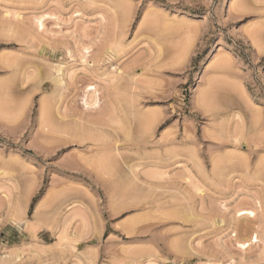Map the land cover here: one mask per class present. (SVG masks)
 I'll return each instance as SVG.
<instances>
[{
	"label": "rangeland",
	"instance_id": "374dc122",
	"mask_svg": "<svg viewBox=\"0 0 264 264\" xmlns=\"http://www.w3.org/2000/svg\"><path fill=\"white\" fill-rule=\"evenodd\" d=\"M0 264H264V0H0Z\"/></svg>",
	"mask_w": 264,
	"mask_h": 264
},
{
	"label": "bare ground",
	"instance_id": "6f19581e",
	"mask_svg": "<svg viewBox=\"0 0 264 264\" xmlns=\"http://www.w3.org/2000/svg\"><path fill=\"white\" fill-rule=\"evenodd\" d=\"M39 18V17H38ZM41 22V21H40ZM39 22V23H40ZM39 26H43L41 23H40V25ZM85 48H87V47H85ZM85 48H83V50L85 49ZM85 52H86V50H85ZM69 53V52H68ZM50 66H54L52 69H53V76L51 77V79L55 82V84L57 85V86H60L61 84H62V81H63V79H62V77H60L59 76V72L62 70V66H61V64L60 63H56V64H51ZM49 76V75H48ZM25 77H27L26 75H25ZM26 79H28V78H26ZM56 87V86H55ZM88 87V86H87ZM54 89H60V87H57V88H54ZM86 89V88H85ZM58 92H59V90H58ZM87 92V93H86ZM86 94H85V96L83 97L84 99V104L86 105V107L88 108L89 106H93V108H94V106L95 105H97V103H98V94H99V92L96 90V88L94 87V84H93V86H89L88 87V89H86ZM56 94H57V92H55ZM98 106H100V105H98ZM85 107V106H84ZM111 107V106H110ZM98 108V107H97ZM111 110H112V108H111ZM133 112V111H132ZM107 115H109V114H107ZM111 115H112V113H111ZM81 116V115H80ZM110 116V115H109ZM236 116V115H235ZM99 117H101V116H99ZM98 117V118H99ZM139 117V116H138ZM143 117V116H142ZM237 117V116H236ZM103 118H105V117H103ZM90 119V118H89ZM100 119H102V117L100 118ZM142 119V118H141ZM79 119H77V121H78ZM97 120V119H96ZM95 121V120H94ZM99 121H101V120H99ZM113 121V120H112ZM96 122V121H95ZM120 122V121H119ZM119 122H116V123H118V124H120ZM93 124V123H92ZM99 124V123H98ZM135 168V167H134ZM130 169V171H132V172H134V170H136V168L133 170V169H131V167L129 168ZM128 170V169H127ZM131 185V184H130ZM134 185V184H133ZM238 212V216H241L242 218L243 217H248V216H255V212H254V210H251V209H240V210H238L237 211ZM253 235V234H252ZM251 235V237L249 238V240H251L252 238L254 239V241H257V238H258V235L257 234H254L253 236ZM248 244H245V242H241V243H239V246L240 247H246ZM13 251V250H12ZM136 260V259H135Z\"/></svg>",
	"mask_w": 264,
	"mask_h": 264
}]
</instances>
